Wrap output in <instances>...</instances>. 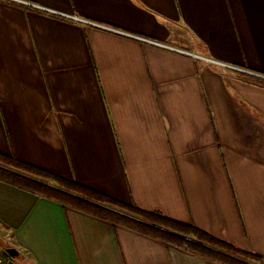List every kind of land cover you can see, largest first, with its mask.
I'll list each match as a JSON object with an SVG mask.
<instances>
[{
  "label": "crops",
  "instance_id": "crops-1",
  "mask_svg": "<svg viewBox=\"0 0 264 264\" xmlns=\"http://www.w3.org/2000/svg\"><path fill=\"white\" fill-rule=\"evenodd\" d=\"M0 154L264 262V0H0ZM6 248L219 264L0 181Z\"/></svg>",
  "mask_w": 264,
  "mask_h": 264
},
{
  "label": "trees",
  "instance_id": "trees-1",
  "mask_svg": "<svg viewBox=\"0 0 264 264\" xmlns=\"http://www.w3.org/2000/svg\"><path fill=\"white\" fill-rule=\"evenodd\" d=\"M0 163V181L6 184L141 232L170 247L184 249L219 264H264L262 257L258 255L241 251L231 244L218 243L207 234L173 222L161 214L144 213L135 207H127L103 193L49 171L21 163L1 154ZM40 179L47 180L50 184ZM189 237L194 240L188 239Z\"/></svg>",
  "mask_w": 264,
  "mask_h": 264
},
{
  "label": "water",
  "instance_id": "water-1",
  "mask_svg": "<svg viewBox=\"0 0 264 264\" xmlns=\"http://www.w3.org/2000/svg\"><path fill=\"white\" fill-rule=\"evenodd\" d=\"M2 255L12 263V261L20 255V253L16 248H6L2 251Z\"/></svg>",
  "mask_w": 264,
  "mask_h": 264
},
{
  "label": "built area",
  "instance_id": "built-area-1",
  "mask_svg": "<svg viewBox=\"0 0 264 264\" xmlns=\"http://www.w3.org/2000/svg\"><path fill=\"white\" fill-rule=\"evenodd\" d=\"M5 261L4 256L2 255V253H0V264H3Z\"/></svg>",
  "mask_w": 264,
  "mask_h": 264
},
{
  "label": "rangeland",
  "instance_id": "rangeland-1",
  "mask_svg": "<svg viewBox=\"0 0 264 264\" xmlns=\"http://www.w3.org/2000/svg\"><path fill=\"white\" fill-rule=\"evenodd\" d=\"M5 258V257H4ZM7 261V259L5 258V261H4V263L3 264H5V262ZM22 262H19V264H21Z\"/></svg>",
  "mask_w": 264,
  "mask_h": 264
}]
</instances>
